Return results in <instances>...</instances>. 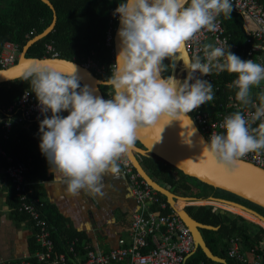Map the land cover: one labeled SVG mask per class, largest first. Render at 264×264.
<instances>
[{"label": "clouds", "instance_id": "obj_1", "mask_svg": "<svg viewBox=\"0 0 264 264\" xmlns=\"http://www.w3.org/2000/svg\"><path fill=\"white\" fill-rule=\"evenodd\" d=\"M231 11V0H120L113 11L120 25L119 50L106 79L112 89L109 99L81 86L74 72L61 73L41 61L25 73L43 115L39 150L69 195H103V177L118 171L117 161L139 127L180 120L213 100L212 84L202 78L211 71L235 73L236 100L251 103L252 87L264 81V64L241 59L229 46L225 51L205 45L204 59L193 57L183 80L160 75L164 60L185 40L200 30L215 31L216 18ZM259 100L251 116L262 121L256 135L237 111L225 116L223 133L205 142L221 167L228 169L246 153L264 149V94Z\"/></svg>", "mask_w": 264, "mask_h": 264}, {"label": "trees", "instance_id": "obj_2", "mask_svg": "<svg viewBox=\"0 0 264 264\" xmlns=\"http://www.w3.org/2000/svg\"><path fill=\"white\" fill-rule=\"evenodd\" d=\"M51 1L58 16L56 25L50 33L30 46L27 55L37 57L50 56L46 52L45 46L46 44H52L61 57L80 63L85 62L88 58L94 59L105 67L104 72L98 76L106 80L111 75L110 68L115 62L113 46L106 44V34L110 25H112V21H114V25L117 23L113 11L120 0ZM258 1L264 8V0ZM53 14L51 7L42 0H0V52L4 43L9 40L17 43L21 51L30 38L50 25L53 20ZM221 17L227 31L231 33L230 46L235 44L238 46L232 53L241 59H250L246 55L248 44L242 16L232 10L229 16L225 17L221 14ZM252 60L257 62L256 57L252 58ZM235 78L236 74L227 70L219 73L215 80L217 89L214 92L213 100H211L215 107H218L219 103L225 100L224 96L233 90V87L228 85V82ZM80 85L83 86L81 83ZM102 89H104V92L108 91V94L112 92L110 86L103 85ZM26 90L32 91L29 81L24 80V77L0 83V118L8 115L5 111L6 108L15 104ZM31 93L35 95L33 92ZM62 115H67V112L62 113ZM40 119H43V117H34L28 120L29 127L18 125L11 132L9 138H4V130L0 129V148L5 149L12 157L10 161L7 157L0 155V160L6 168L19 162L29 167L26 172V181L28 182L27 187L32 190L29 194L31 199L39 198L38 193L40 192L37 181L45 178L47 171L46 160L39 150L38 122ZM140 158L150 175L162 185L180 195L194 196L199 199L195 203L200 205H188L186 209L198 221L217 227L216 229L203 228L201 230L211 250L215 254L224 256L227 262H215L199 248L187 258L185 264H199L201 261L204 264H243L228 255L231 238H238L242 242L244 250L255 248L257 252L261 253L264 260V222L255 216H249L248 213L236 206L204 198L214 195L232 199L252 207L262 214H264L263 207L233 193L214 188L194 177L185 175L180 170L155 157L141 155ZM10 181L13 185L9 198L11 204L15 207L17 214L20 213L22 217L29 219L33 224L34 235L30 238V253L34 254L42 249L41 244L36 239L37 226L28 213L20 210L21 198L18 195L16 184L12 179ZM158 194L160 199L167 203L166 197L159 192ZM182 204L185 205V201H182ZM214 205H219L221 208ZM40 209L51 226L54 249L57 252H65L71 241L77 237L76 249L78 252H85V249H83L84 244L82 243L84 235L66 228V220L64 218L60 219L57 215L53 216L49 212L46 203L43 202V206ZM153 209L159 213L172 212V208L168 203L167 208L162 209L158 207V204H155ZM62 234L65 235L64 240L62 239ZM69 256L72 257V254Z\"/></svg>", "mask_w": 264, "mask_h": 264}, {"label": "built area", "instance_id": "obj_3", "mask_svg": "<svg viewBox=\"0 0 264 264\" xmlns=\"http://www.w3.org/2000/svg\"><path fill=\"white\" fill-rule=\"evenodd\" d=\"M232 10L239 13L244 20L246 42L248 48L246 55L250 59L256 57L260 64H264L262 53L264 52V8L258 0H231ZM118 23V14L115 16ZM116 25L112 21L107 34L106 44L113 46ZM215 31L200 30L185 40L186 49L192 59L200 56L204 59V46L223 47L227 51L236 50L235 44L230 46L231 33L227 31L221 15L216 18ZM46 52L50 56H60L52 44H46ZM19 45L7 41L0 52V67L13 65L19 56ZM226 61L225 58H221ZM83 65L90 68L96 75L104 72L103 66L92 58H88ZM223 72V71H221ZM219 72V73H221ZM215 70L206 76L212 84L213 93L216 91L215 80L219 75ZM232 81L228 85L232 86ZM236 89L225 96V100L215 107L212 101L206 102L199 108L190 112L203 135L209 139L212 134L223 133L222 127L225 116L241 112L249 123L250 133L257 134L261 120H253L254 105L260 103L259 97L264 94V84L258 87L259 95L251 99V103L243 105L235 98ZM7 116L0 118V129H3L4 138H9L12 127L17 122H23L31 118H41L38 101L29 90L23 92L17 102L8 106L5 110ZM50 113H47L48 115ZM16 116V117H15ZM0 155L12 160L11 155L0 148ZM244 159L264 167V149L246 153ZM119 174L129 181L130 190L137 203L138 209L134 212L128 227V236L118 239L117 247L110 251L101 250L84 244L85 252H78L76 240L72 241L65 252H57L54 249V240L50 225L41 211L43 202L39 199H31L32 190L28 188L26 172L29 167L22 163H14L6 168V173L16 184L18 195L21 198L20 210L28 213L37 226L36 239L41 244V250L30 254L18 261L2 260L0 264H185L187 256L195 250L194 237L190 228L181 217L172 209L170 213H159L153 209L155 204L159 208H167V203L160 199L158 191L141 177L135 169L127 151L121 154L117 161ZM72 254V257L69 255ZM228 254L231 258L241 261L243 264H264L261 254L240 253L237 241H234ZM200 264H204L201 262Z\"/></svg>", "mask_w": 264, "mask_h": 264}, {"label": "water", "instance_id": "obj_4", "mask_svg": "<svg viewBox=\"0 0 264 264\" xmlns=\"http://www.w3.org/2000/svg\"><path fill=\"white\" fill-rule=\"evenodd\" d=\"M53 10V20L42 32L30 38L19 53L17 61L8 67H0V83L12 81L24 77L36 61L43 62L44 66L61 72L72 73L77 76L83 86H87L93 95L106 99L102 92L106 80L100 78L90 68L75 60L61 56H28V49L32 44L39 41L50 33L57 22V13L51 0H42ZM119 20L114 34V58L119 50ZM191 61L186 49L185 41L172 56V67L169 76L176 79L186 77L188 73L187 63ZM74 65V66H73ZM161 77L167 78L160 73ZM180 120H172L167 123L161 119L152 126H141L136 130L135 138L127 148V154L131 159L135 169L141 177L160 194L166 197L170 207L181 217L184 223L190 228L194 237L195 249L200 248L207 257L215 262H227L224 256L215 254L208 246L202 233L203 228L216 229V226L205 224L194 218L186 209L188 205H179V200L196 201L193 196L180 195L165 185L155 180L146 170L141 162L140 156H152L162 160L185 175L194 177L203 183L214 188H219L233 193L241 198L247 199L264 208V167L248 160L238 159V161L225 169L220 166L217 160L209 154L206 147L208 140L200 131L190 113ZM206 199L231 204L241 208L249 216H255L264 222V214L241 202L209 195ZM225 209V208H224ZM228 210V209H227ZM252 220V219H251ZM261 224V223H260ZM263 225V224H262ZM189 254L187 256L190 257Z\"/></svg>", "mask_w": 264, "mask_h": 264}, {"label": "crops", "instance_id": "obj_5", "mask_svg": "<svg viewBox=\"0 0 264 264\" xmlns=\"http://www.w3.org/2000/svg\"><path fill=\"white\" fill-rule=\"evenodd\" d=\"M262 57L264 59V52ZM262 84L264 81H261L260 85ZM260 85L252 87L251 99H255L259 95L258 87ZM28 120L14 124L12 132L18 125L29 127ZM46 163V177L37 181L40 193H38L39 198L36 199L46 203L53 216L64 218L67 222L66 228L84 235L83 244L105 251L117 247L118 239L121 236H128L132 215L138 209L130 190L129 181L119 174V169L116 173H108L103 177V195L97 196L81 191L72 196L66 192L58 174H53L50 171L47 160ZM12 188L13 185L6 173V167L0 160V261H18L31 254L30 238L34 235L33 224L29 219L22 217L20 213H16L15 207L9 199ZM185 203L191 205L195 201H185ZM214 206L220 207L219 205ZM64 237L65 235L62 234V239ZM77 238L74 239L76 244ZM234 241H237L240 253L247 254L251 251L249 254H261L255 248L244 250L242 242L238 238L230 239L228 251ZM197 250L195 249L192 254Z\"/></svg>", "mask_w": 264, "mask_h": 264}, {"label": "rangeland", "instance_id": "obj_6", "mask_svg": "<svg viewBox=\"0 0 264 264\" xmlns=\"http://www.w3.org/2000/svg\"><path fill=\"white\" fill-rule=\"evenodd\" d=\"M171 67H172V57L170 58H166L164 60V63H163V66H162V73L164 74L165 77H168L170 72H171ZM180 80H183V77H180L179 78ZM197 201V200H196ZM200 205L199 203H191V205ZM186 205V204H185ZM213 205V204H212ZM216 207V206H215ZM218 208H221V207H218ZM251 220V219H250ZM253 221V220H252ZM256 222V221H255ZM259 223V222H257Z\"/></svg>", "mask_w": 264, "mask_h": 264}, {"label": "flooded vegetation", "instance_id": "obj_7", "mask_svg": "<svg viewBox=\"0 0 264 264\" xmlns=\"http://www.w3.org/2000/svg\"><path fill=\"white\" fill-rule=\"evenodd\" d=\"M101 88H102V86H101ZM102 92L105 94L106 99L110 98V95H109L110 93L108 94V91L104 92V89H102ZM204 199H206V198H204Z\"/></svg>", "mask_w": 264, "mask_h": 264}, {"label": "bare ground", "instance_id": "obj_8", "mask_svg": "<svg viewBox=\"0 0 264 264\" xmlns=\"http://www.w3.org/2000/svg\"><path fill=\"white\" fill-rule=\"evenodd\" d=\"M208 200H209V199H208ZM182 201H184V200L180 199L179 202H178L179 205H181V206L183 205V204H182ZM217 202H219V201H217ZM220 203H224V202H220ZM226 204H228V203H226ZM238 208H239V207H238ZM240 209H241V208H240Z\"/></svg>", "mask_w": 264, "mask_h": 264}]
</instances>
